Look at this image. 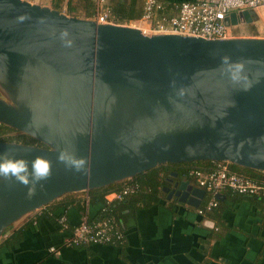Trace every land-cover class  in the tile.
I'll return each instance as SVG.
<instances>
[{"label": "water", "instance_id": "95a60500", "mask_svg": "<svg viewBox=\"0 0 264 264\" xmlns=\"http://www.w3.org/2000/svg\"><path fill=\"white\" fill-rule=\"evenodd\" d=\"M254 21L247 9L224 18ZM0 123L42 144L0 140V238L66 193L160 164L264 172V36L146 34L0 0ZM176 194L198 206L205 190L184 181Z\"/></svg>", "mask_w": 264, "mask_h": 264}, {"label": "crops", "instance_id": "0c3cea01", "mask_svg": "<svg viewBox=\"0 0 264 264\" xmlns=\"http://www.w3.org/2000/svg\"><path fill=\"white\" fill-rule=\"evenodd\" d=\"M145 1L135 0L141 14L132 20L141 18ZM108 2L110 5L106 6V0L105 7L112 15V7L128 10L132 0ZM40 3L68 15L93 17L87 15L84 0H40ZM95 11L96 4L94 14ZM189 184L196 186L193 181ZM217 193L220 197L216 193L214 197L220 201L219 206L202 214L197 209L202 208L206 191L198 206L164 198V194L158 204L148 207L138 205L132 209L127 201L120 202L115 210L124 233L120 246L64 245L66 230L59 229L53 215L59 211L51 212V206H43L4 231L0 238V264H264L263 201L257 197H238L223 189ZM89 209L86 207L82 214L68 209L69 224L78 223L83 215L88 217ZM15 233L22 239L12 240ZM52 246L58 251L51 252Z\"/></svg>", "mask_w": 264, "mask_h": 264}, {"label": "built area", "instance_id": "2783aa9c", "mask_svg": "<svg viewBox=\"0 0 264 264\" xmlns=\"http://www.w3.org/2000/svg\"><path fill=\"white\" fill-rule=\"evenodd\" d=\"M106 0H95L96 11L92 18L97 22L118 23L110 17L105 7ZM264 3V0H183L177 5V12L170 16H159L157 11L164 7L157 0H146L144 13L138 20H132L127 25H135L141 31L149 33H178L186 36H198L203 38H226L239 36L234 34L239 26H226L224 18L232 11L256 10ZM229 162L214 161L212 167L191 169L190 174L193 183L204 189L210 196L205 208H199L198 213L211 209L216 205L215 193L222 189H232L238 193L257 195L264 198V180L258 182L244 175L230 170ZM135 183L124 182L119 191H113L106 195L107 200L120 201L125 195L135 192ZM111 196V198H109ZM61 229L67 227L65 217L58 221ZM122 239L123 233L117 228L114 217H102L99 220L88 222L87 215H83L74 226L70 235L64 238V245L77 246L89 243L104 244L112 238ZM51 252H57L58 248L52 246Z\"/></svg>", "mask_w": 264, "mask_h": 264}, {"label": "trees", "instance_id": "16d2710c", "mask_svg": "<svg viewBox=\"0 0 264 264\" xmlns=\"http://www.w3.org/2000/svg\"><path fill=\"white\" fill-rule=\"evenodd\" d=\"M113 1L115 2L116 0H113ZM157 1L163 3L164 5L162 9H159L157 11V14L162 17V16L174 15L177 12L178 3H180L183 0H157ZM84 2H85V7L88 10L87 15L93 16L95 0H84ZM106 4H107L106 5L107 7L108 5H110L108 0ZM55 5H57V3H55ZM111 10H112V15L110 14V17L113 18L115 22H123V21L128 22L140 16L141 14V12H139V9L136 8L135 0H132V3H130L128 10L124 9L123 7H115V8L112 7ZM8 133H12L13 136H10V137L6 136L4 138L2 137L3 135H6ZM14 133H16V135H14ZM22 137L26 138V139L24 138L23 140L26 143L32 144L33 142H37L34 138L26 134H23V133H18L15 129L5 124L0 123V140H9V138H11V140H18L19 138H22ZM37 143L39 145H42L39 142ZM213 162L214 161H210V160H200V161H192V162H187V163H189L190 165H196V167H199V168H207V167H212ZM165 164H174V163H165ZM165 164L157 165L151 169H148L144 172L136 174L132 178L126 179L122 182H117V183H113V184L103 186L100 188H94L88 191L79 192L81 194H79L78 192L66 193L62 195L61 197H59L58 199H55L53 202L47 204L46 206L47 207L51 206L50 208L51 212H54L56 210L59 211L58 213H56V215L53 214L54 217H56V223L59 229H61V224L58 222L59 218H61L62 216L65 217V221L67 222V227L61 230H66L67 235H70L74 226L77 224L76 223V224L70 225L71 223L68 222V214H67L68 209H73L82 214L84 213L86 207L91 208L88 210V222L99 220L102 217L112 216L115 219L117 228L123 233L122 226L120 224V219L115 213V210L117 211V205L121 204L124 201H127L126 203L128 207L132 206V209H136L138 205H145L146 207H148L154 204H158L160 202L161 192H159V189H158L159 181L157 177L160 176V174L163 172ZM229 166H230V170L238 174L244 175L250 179L256 180L258 182H261L264 180V172L260 170L238 166L233 163H230ZM124 182L135 183L137 185L136 191L128 195H125L124 198L120 201L112 200L109 202L106 198V195L113 191H119L121 185ZM223 190H227V192L236 193L235 195H237L238 197H244V198L257 197V198H260L264 203V198L261 196L238 193L229 188H226ZM207 198H208V194L206 195L205 201L201 205L202 208H205V205L207 201L209 200V199L207 200ZM215 200H216V205H214L209 210H204V212H209L219 206L220 201L216 197H215ZM85 205L87 206L85 207ZM16 234L17 233L13 235L12 240L22 239L21 235L18 236ZM123 237L122 239H116L115 237H113L111 241H108L107 243H104V244H112V245L120 246L123 243ZM16 241H13V242L17 243ZM91 245H97V243H89L87 245H77L73 247H87Z\"/></svg>", "mask_w": 264, "mask_h": 264}, {"label": "flooded vegetation", "instance_id": "af4514ba", "mask_svg": "<svg viewBox=\"0 0 264 264\" xmlns=\"http://www.w3.org/2000/svg\"><path fill=\"white\" fill-rule=\"evenodd\" d=\"M248 24L250 23L241 24L240 26H245ZM194 167H196V165H190L187 162L165 164L163 172L157 177L159 181L158 189L161 194H164V198L166 196L168 199H176L179 202H183L179 199L180 195H177L176 193L179 185L184 181L192 183L193 178L190 174V171Z\"/></svg>", "mask_w": 264, "mask_h": 264}, {"label": "rangeland", "instance_id": "374dc122", "mask_svg": "<svg viewBox=\"0 0 264 264\" xmlns=\"http://www.w3.org/2000/svg\"><path fill=\"white\" fill-rule=\"evenodd\" d=\"M121 23H125V22L123 21ZM130 26H135V25H130ZM235 31L236 32L234 34H239V35H243V36H246V35L264 36V3L261 4V6H259V8L256 10L255 21L253 23H250V24L245 25V26L237 27V29ZM143 32L146 34H150L149 32H146V31H143ZM14 135H16V133H14ZM6 136L10 137V136H13V134L8 133L6 135H3L2 137L4 138ZM24 138L25 137H22L19 139L17 138L18 140H11V138H9V140H6V141L26 143L25 141H23ZM37 142H33L32 144L39 145ZM79 194H81V193H79Z\"/></svg>", "mask_w": 264, "mask_h": 264}, {"label": "bare ground", "instance_id": "6f19581e", "mask_svg": "<svg viewBox=\"0 0 264 264\" xmlns=\"http://www.w3.org/2000/svg\"><path fill=\"white\" fill-rule=\"evenodd\" d=\"M257 9H258V8H257ZM257 9H256V10H257ZM256 10H253V11L256 13Z\"/></svg>", "mask_w": 264, "mask_h": 264}]
</instances>
